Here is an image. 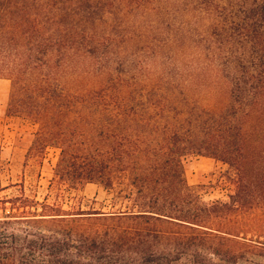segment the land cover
<instances>
[{
  "label": "trees",
  "instance_id": "trees-1",
  "mask_svg": "<svg viewBox=\"0 0 264 264\" xmlns=\"http://www.w3.org/2000/svg\"><path fill=\"white\" fill-rule=\"evenodd\" d=\"M118 1L137 10L154 0ZM195 1L213 17L221 62L209 67L225 88L219 108L201 109L187 96L194 83L166 71L139 79L101 63L103 50L133 38L114 31L108 14L116 0H0V77L13 81L15 108L39 123L36 149H61L55 181L70 189L97 183L110 193L122 184L117 196L127 201L108 211L66 209L25 193L0 197V264H258L255 257H264V242L245 236L264 227L238 221L264 210V143L254 142L264 129L253 123L264 116V0ZM70 57L91 58L84 73L98 79L63 80ZM202 70L209 71L188 69L191 78ZM81 106L83 117L62 119ZM197 154L235 168L229 201L206 202L188 183L184 162Z\"/></svg>",
  "mask_w": 264,
  "mask_h": 264
},
{
  "label": "rangeland",
  "instance_id": "rangeland-1",
  "mask_svg": "<svg viewBox=\"0 0 264 264\" xmlns=\"http://www.w3.org/2000/svg\"><path fill=\"white\" fill-rule=\"evenodd\" d=\"M147 6V9H130L118 0L111 5L113 14H108V17L110 20L117 19L119 25L114 31L133 38L113 44L112 53L108 49L103 50L101 63L115 69L116 75H125L128 71L130 76L136 75L139 79H153L166 71V78L194 83L186 90L187 96L201 109L219 108L224 103L225 88L213 81V71L209 67L215 64L214 60L221 62L216 55L217 44L212 42L209 30L213 17L200 9L199 2L195 0H154ZM101 28L113 30L106 29L105 24ZM90 65L91 58L70 57V66L59 76L74 84L91 83L98 78L93 72L84 73ZM180 66L185 67L182 69L183 75L178 69ZM204 66L209 70L207 73L202 70L195 77H190L188 69ZM12 90L13 81L0 77V197L25 193L40 202L61 203L66 209L73 205L109 211L113 206H126L127 201L117 196V191L123 188L122 184H118L112 193L97 183H87L79 189L58 185L55 168L61 149L51 144L41 150L36 149L41 127L26 112L15 108ZM87 113L85 106H81L73 113H66L62 119L75 120ZM253 123L258 130L264 129V116L257 115ZM256 136V147L261 148L264 134ZM184 166L188 183L196 188L204 201L230 200V195L236 189L234 181L237 171L229 163L197 154L188 156ZM122 181L125 180L122 178ZM238 221L257 223L260 225L257 232L261 231L264 227V210L251 211L239 217ZM261 235L264 234L251 231L245 236L264 242ZM255 259L258 264H264V257L256 256Z\"/></svg>",
  "mask_w": 264,
  "mask_h": 264
}]
</instances>
